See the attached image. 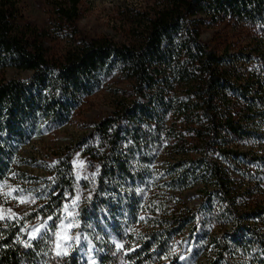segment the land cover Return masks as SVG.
Segmentation results:
<instances>
[{"label":"trees","instance_id":"16d2710c","mask_svg":"<svg viewBox=\"0 0 264 264\" xmlns=\"http://www.w3.org/2000/svg\"><path fill=\"white\" fill-rule=\"evenodd\" d=\"M80 3L56 4L59 17L76 20ZM19 16V0H0V74L32 72L28 79L0 77V187L41 123L67 120L93 93L99 74L114 68L133 82L134 94L86 142L84 152L97 167L88 205L99 209L111 194L116 209L110 213L116 214L129 201L116 215L133 224L143 201L134 196L135 179L145 166L163 169L150 182H137L152 191L155 218L139 235L132 263L162 264L173 255L176 264L174 237L201 219L234 224L233 233L214 239L209 264H264V0H159L135 44L85 41L56 61ZM226 19L255 28L256 38L239 50L205 44L202 28ZM165 151L172 162L162 161ZM50 181L46 215L60 212L66 195L75 193L69 155L59 159ZM198 186L204 193L200 217L162 202ZM24 223L0 221V264H52L51 241H30ZM90 224L92 239L108 250L105 230ZM64 264L84 263L68 257Z\"/></svg>","mask_w":264,"mask_h":264},{"label":"rangeland","instance_id":"374dc122","mask_svg":"<svg viewBox=\"0 0 264 264\" xmlns=\"http://www.w3.org/2000/svg\"><path fill=\"white\" fill-rule=\"evenodd\" d=\"M63 2L64 0H19L20 25L26 32L31 31L38 36L49 60H60L77 44L101 38L119 45L135 44L143 32L141 26L152 15L159 0H81L79 16L72 22L62 20L57 13L56 4ZM207 24L202 28L201 39L213 48L239 50L256 38L255 28L232 19ZM31 75L32 72L29 71L7 69L0 77L28 79ZM98 80L93 93L81 101L67 120H60L58 123L46 120L41 123L39 132L24 144L14 161L12 171L0 187V196L3 198L0 214L4 216L0 221L22 220L25 222L23 231L27 239L50 240L52 264H64L68 257H77L84 264H133L132 253L139 247L138 240L142 237L139 235L149 230L155 218L152 214V191H148L146 185L137 184L140 178L147 183L152 176L163 172V169H153L150 166H145L142 174L135 179L134 196H142L143 201L139 207L141 217L133 224H126V221L117 216L129 201L118 205L117 215L110 213V208L116 209L113 205L115 198L111 194L108 195V202H101L99 209L88 205L87 197L92 193L90 190H94L97 167L84 152L86 142L95 126L112 114L119 102L131 99L134 94L133 82L114 68L103 70ZM243 150L246 152V145ZM66 155L70 156L74 168L75 193L66 195L60 212L46 215L43 206L49 202L50 180L59 159ZM164 156L163 162H172L167 151ZM14 189L24 191H13L9 195ZM201 189L202 186H198L183 194L167 196L162 202L182 209L188 207L200 217L204 203ZM16 196L34 198L35 202L20 203L14 198ZM9 209L14 216L8 212ZM90 223L105 230L111 244L108 250L92 239L88 233ZM38 224H43L44 227L38 238L33 239L29 233ZM186 228L174 237V254L179 258L176 264H209L214 253L211 250L214 239L225 236V233H233L234 224L227 222L220 227L206 221L202 223L200 219ZM120 229L126 232L122 236L118 233ZM131 235L138 239L131 240ZM169 258L162 264H174L173 255Z\"/></svg>","mask_w":264,"mask_h":264},{"label":"snow or ice","instance_id":"6c2138e0","mask_svg":"<svg viewBox=\"0 0 264 264\" xmlns=\"http://www.w3.org/2000/svg\"><path fill=\"white\" fill-rule=\"evenodd\" d=\"M13 191H19V192H23L24 190L23 189H14V190H11L9 192V195L12 194ZM15 199H17L20 203H34L35 200L34 198H28L26 199L25 197L23 196H16L14 197ZM8 212L11 214V215H15L14 213L11 212V209L8 210ZM0 219H4V216L2 214H0ZM49 219H51V217H49ZM44 225L43 224H38L36 225L33 229H32V232L29 233V235L35 239V238H38L39 234H40V230L41 228H43ZM27 246V245H26ZM117 247H121V245H117ZM59 254V253H58Z\"/></svg>","mask_w":264,"mask_h":264}]
</instances>
